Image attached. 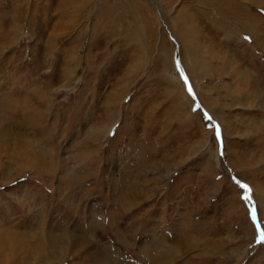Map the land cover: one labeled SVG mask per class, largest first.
<instances>
[{"label":"rangeland","instance_id":"rangeland-1","mask_svg":"<svg viewBox=\"0 0 264 264\" xmlns=\"http://www.w3.org/2000/svg\"><path fill=\"white\" fill-rule=\"evenodd\" d=\"M60 1L0 0V248L34 258L0 264H264V0Z\"/></svg>","mask_w":264,"mask_h":264},{"label":"bare ground","instance_id":"bare-ground-1","mask_svg":"<svg viewBox=\"0 0 264 264\" xmlns=\"http://www.w3.org/2000/svg\"><path fill=\"white\" fill-rule=\"evenodd\" d=\"M108 1L109 0H105V3L107 4L108 3ZM153 1V0H152ZM207 1H209V0H207ZM212 1V4L213 5H216V6H218V4L220 3V2H222V1H224V0H211ZM225 1H227L228 2V0H225ZM71 2H72V0H61L60 2H59V5H58V8H59V10H58V13H59V15H66V9H67V6H69L70 4H71ZM231 2V1H230ZM229 2V3H230ZM253 2V1H252ZM224 3H226V2H224ZM228 3V4H229ZM50 4V3H49ZM235 3H233V5H234ZM212 5V6H213ZM237 5H238V3H237ZM237 5H235V6H237ZM240 5V4H239ZM47 6H49V5H47ZM57 8V7H56ZM219 8V7H218ZM238 8V7H237ZM236 8V10H238ZM223 9V8H222ZM242 10V9H241ZM240 10V11H241ZM235 11V10H234ZM108 15H112V11H107L106 12ZM180 16V15H179ZM181 17H183L182 15H181ZM247 17V16H246ZM179 18V17H178ZM184 18V17H183ZM247 19H249V18H247ZM248 21V20H247ZM238 22V21H237ZM241 23V22H240ZM183 24V23H182ZM242 24V23H241ZM240 24V25H241ZM245 24V26L248 28V30L249 29H252L251 27H250V24L248 23V22H246V23H244ZM243 25V24H242ZM184 26V25H183ZM239 27V26H238ZM190 28V27H189ZM240 28V27H239ZM244 28V27H243ZM221 30V29H220ZM191 31V30H190ZM189 31V32H190ZM179 32V31H178ZM177 34H179V33H177ZM249 34H251L250 36H252L253 38H255V31H253V30H250L249 31ZM185 39V38H184ZM256 39V38H255ZM188 40V39H187ZM190 40V39H189ZM189 43H190V41H189ZM193 45V44H192ZM191 49H193L192 47H191ZM195 49V48H194ZM189 52H190V50H189ZM203 62V61H202ZM204 64V63H203ZM197 68H198V66H196ZM191 70V69H190ZM198 71V70H197ZM208 72V71H207ZM243 95V94H242ZM243 97V96H242ZM240 99H241V97H240ZM36 113V112H35ZM35 113H33V114H35ZM38 116L36 117V118H33V119H28V118H23V122H24V124L26 125L27 123H25V122H27V121H29V122H31L32 123V125H34V123L36 124V123H39L40 122V120H41V118H42V115L41 114H39V113H36ZM28 119V120H27ZM28 122V123H29ZM262 124H264V123H262ZM31 125V127H33ZM30 126V125H29ZM37 126V125H36ZM34 128V127H33ZM100 131H98V133H96V137H99V133ZM108 133V132H107ZM106 133V134H107ZM261 162V161H260ZM252 170V169H251ZM75 179V178H74ZM71 180V179H70ZM70 186L72 187L73 186V184H72V182L70 183ZM74 187V186H73ZM137 193L139 194V192H138V190L136 189V187H135V185H132L131 186V188H130V191L126 194L127 195V198L128 197H130V198H135L136 196H137ZM137 197H140V196H137ZM126 199V198H125ZM130 200V199H129ZM133 201V200H132ZM127 202V201H126ZM133 205V204H132ZM74 208H75V206H74ZM77 208V207H76ZM75 210V209H74ZM73 212V211H72ZM77 213V212H76ZM75 213V214H76ZM79 216V215H78ZM78 218V217H77ZM79 219V218H78ZM105 229V228H104ZM104 229H102V231L104 230ZM105 231V230H104ZM6 234V233H5ZM66 234H68L67 232H66ZM115 234V233H114ZM77 235V234H76ZM99 235V234H98ZM116 235V234H115ZM118 235V234H117ZM81 235H79V236H77V237H75L74 239L75 240H73L72 242L74 243V245H75V243H76V246H77V244H80L79 245V247L80 248H82V246H83V238H81L80 237ZM83 236V235H82ZM92 236V235H91ZM62 237H64V236H62ZM62 237H60V236H58L56 239H55V241L53 240V237L52 236H49V238H48V241H53V243L54 242H58L59 243V241L62 239ZM94 237V236H93ZM99 237V236H98ZM180 237L182 238V239H185V237H186V234H184V232H181L180 233ZM71 238V237H70ZM69 238V239H70ZM92 238V237H91ZM90 238V239H91ZM118 238V237H117ZM96 239V238H95ZM119 239V238H118ZM187 239V238H186ZM35 240H37V238L35 237ZM40 240V239H39ZM71 240V239H70ZM38 241V240H37ZM91 241V240H90ZM99 241H100V239H99ZM51 242H50V244H51ZM56 242V243H57ZM70 242V241H69ZM20 243H22V237L21 236H18V235H16V234H14V233H12V232H9L8 233V235H7V237L4 239V243H3V248H4V250L2 249V248H0V254H1V252L2 253H4L5 251L6 252H12L13 253V251L14 250H16V249H22V251H24L23 250V248H19V244ZM43 243V242H42ZM82 243V244H81ZM87 244H90V243H88V242H86ZM72 244V243H71ZM74 245H73V247H74ZM37 246V245H36ZM35 246V247H36ZM40 246H41V248L42 247H44L45 245H43L42 246V244H40ZM72 246V245H71ZM38 247V246H37ZM40 248V247H39ZM92 248V247H91ZM95 249H96V247H95ZM157 249V248H156ZM174 249H171V248H167L166 250H164V249H160V251H158L157 253H159L160 255H162L163 257H167V258H169V256H172V254H174ZM17 252V251H16ZM21 252V251H20ZM92 252V251H91ZM94 252V251H93ZM32 253V252H31ZM42 253H43V251L41 250V252H39L38 253V255L39 256H41L42 255ZM90 253V252H89ZM100 253V252H99ZM99 253H92L91 255H90V258H89V260H90V264H108L109 263V261H108V258L105 256V255H101V254H99ZM104 253H105V251H104ZM103 253V254H104ZM18 254V253H17ZM16 254V255H17ZM34 254H36V252L34 253ZM24 255H26V256H23L22 258H27V259H30V260H34V258L33 257H31V255L30 254H27V253H25V251H24ZM15 256V255H14ZM13 256V254H12V256L11 255H9V257L8 258H6L5 257V260H6V262H7V264H14V263H19L20 264V262H21V260H19V259H16L15 257ZM37 258V257H36ZM3 259H4V257H3ZM21 259V258H20ZM39 261V260H38Z\"/></svg>","mask_w":264,"mask_h":264}]
</instances>
